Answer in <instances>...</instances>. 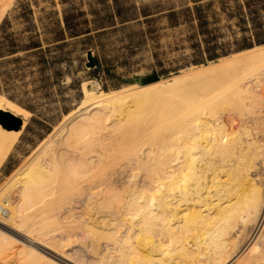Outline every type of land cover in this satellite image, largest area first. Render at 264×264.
Wrapping results in <instances>:
<instances>
[{"label": "bare ground", "instance_id": "bare-ground-1", "mask_svg": "<svg viewBox=\"0 0 264 264\" xmlns=\"http://www.w3.org/2000/svg\"><path fill=\"white\" fill-rule=\"evenodd\" d=\"M88 83L0 185V264H91L68 244L97 264H264V45L144 85ZM0 111L22 119L0 123L1 168L29 111L2 95Z\"/></svg>", "mask_w": 264, "mask_h": 264}, {"label": "rangeland", "instance_id": "rangeland-1", "mask_svg": "<svg viewBox=\"0 0 264 264\" xmlns=\"http://www.w3.org/2000/svg\"><path fill=\"white\" fill-rule=\"evenodd\" d=\"M193 1L15 0L0 21V26L6 22L0 32L2 41L6 34H12L22 46L33 36L43 46L35 54L21 50L0 59V95L29 111L23 132L0 168V185L75 111L84 96V82L90 83V89L97 85L105 90L128 88L168 79L213 62H194L200 58L194 56L189 41L195 22L173 26L167 16L171 10L194 6ZM210 1L217 13L215 25L222 28L225 39L231 38L235 27L228 25H233V21L229 22L222 12L220 0H203ZM2 7L0 0V15ZM65 16L72 24L79 23L82 34L70 38L66 31L65 41L52 43L56 29L66 26ZM237 53L240 51L214 61ZM90 55L99 66H89ZM82 247L84 244H68L62 250L97 264L96 253H87Z\"/></svg>", "mask_w": 264, "mask_h": 264}, {"label": "trees", "instance_id": "trees-1", "mask_svg": "<svg viewBox=\"0 0 264 264\" xmlns=\"http://www.w3.org/2000/svg\"><path fill=\"white\" fill-rule=\"evenodd\" d=\"M233 1L230 5L229 2ZM194 6L171 10L167 16L171 25L195 22V32L189 36L194 56L200 57L194 62L201 64L207 61L226 57L234 52H241L258 45H264V0H220L222 12L226 14L229 22L233 21V36L225 39L222 28L216 26V12L213 10V1L203 2L194 0ZM150 22V20H147ZM5 20L0 26V32L4 29ZM64 28H57V35L52 43L65 41L80 36L79 23L69 21L65 16ZM69 31V34H66ZM89 32V31H87ZM0 35V59L18 53L19 51H33L34 54L42 51V41L31 36L30 42L20 46L12 34H6L2 41ZM164 73V72H163Z\"/></svg>", "mask_w": 264, "mask_h": 264}, {"label": "water", "instance_id": "water-1", "mask_svg": "<svg viewBox=\"0 0 264 264\" xmlns=\"http://www.w3.org/2000/svg\"><path fill=\"white\" fill-rule=\"evenodd\" d=\"M89 66H99L97 60L91 55L89 56ZM0 123L7 129L18 131L22 126V119L8 111H0Z\"/></svg>", "mask_w": 264, "mask_h": 264}]
</instances>
